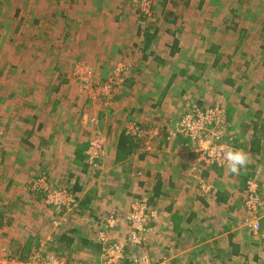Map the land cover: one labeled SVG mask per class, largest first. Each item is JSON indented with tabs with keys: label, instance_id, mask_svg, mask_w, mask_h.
I'll use <instances>...</instances> for the list:
<instances>
[{
	"label": "crops",
	"instance_id": "obj_1",
	"mask_svg": "<svg viewBox=\"0 0 264 264\" xmlns=\"http://www.w3.org/2000/svg\"><path fill=\"white\" fill-rule=\"evenodd\" d=\"M133 2L12 0L20 23L11 35L31 43L7 48L10 57L0 61V264H29L36 252L57 264H102L98 234L127 244L125 217L138 202L155 218L144 248H129V257L145 251L155 264H264V237L242 221L250 180L264 202V90L257 89L261 78L246 72L257 65L239 58L261 44L250 42L247 31L205 29L206 15L193 14L197 21L178 29L184 12L160 11L166 24L147 31L136 25ZM81 19L97 21L95 32L86 34ZM79 61L101 82L121 62L133 67L125 87L109 104L102 101L99 126L83 119L86 99L72 75ZM218 102L227 110L234 148L251 157L239 175L198 165L188 139H169L189 106ZM131 123L159 136L121 155L129 151L120 141ZM98 131L107 137L95 169L87 150ZM38 180L79 198L80 211L65 227L56 225L62 212L46 204ZM111 216L119 221L115 228ZM255 217L264 228V206Z\"/></svg>",
	"mask_w": 264,
	"mask_h": 264
},
{
	"label": "built area",
	"instance_id": "obj_2",
	"mask_svg": "<svg viewBox=\"0 0 264 264\" xmlns=\"http://www.w3.org/2000/svg\"><path fill=\"white\" fill-rule=\"evenodd\" d=\"M154 0H141L140 12L143 16L150 18L153 15ZM130 65L119 63L110 78L103 84L94 83L93 68L85 62H80L76 66L75 79L80 81L83 90L91 96L111 98V94L116 90H121L127 80ZM86 118V117H85ZM92 122H95L92 120ZM230 126L226 121L224 109L218 104L204 108L198 105L189 106L182 118L177 122L172 131L169 132V139L183 137L188 139L190 147L196 157L197 164L205 168H225L226 161L223 159L224 153L229 148H234L233 137L230 136ZM125 134L137 145L149 146L150 142L159 136L156 130H146L137 123H131L127 126ZM105 149V140L96 137L90 142L87 150L89 165L95 169L99 167V161L103 156ZM2 158V147L0 143V163ZM42 186L46 195V204L55 210L62 212L56 225L65 227L69 221L75 218L80 211L79 198L67 190H50L43 185V180H38L35 187ZM246 206L253 217H246L244 224L251 229L254 235L264 237V228L255 214L260 208H263L264 202L259 193V187L250 180L247 184ZM155 218V213H150L147 206L140 202L133 206L132 211L125 217L126 222L131 227V233L128 236V243H114L108 239L106 232H100L98 239L103 245L102 264H155L149 259V256L143 251L141 254L127 256L129 248L139 250L144 248L147 242V232L151 231L150 223ZM110 228L118 226L119 221L115 216H111L109 221ZM51 258V257H50ZM29 264H57L54 259L40 260V255L31 257ZM60 264V263H59ZM159 264H166L161 262Z\"/></svg>",
	"mask_w": 264,
	"mask_h": 264
},
{
	"label": "rangeland",
	"instance_id": "obj_3",
	"mask_svg": "<svg viewBox=\"0 0 264 264\" xmlns=\"http://www.w3.org/2000/svg\"><path fill=\"white\" fill-rule=\"evenodd\" d=\"M164 1L165 0H154L153 15H151V17L148 18V17L143 16L140 12L141 0H134L133 8L136 11L135 12V14H136V25L138 24V26H140L141 28H143L147 31H150V30L153 31L157 27H159L158 26L159 23H160V26L166 24L165 21H163L161 24L159 17H157L158 13L160 11H162L163 14L165 12H170V11L172 13H175V14H181L180 12H182V13L184 12L185 15L181 14V18L178 21V23L175 24V27H178V29H185L187 27V25H190L194 21L195 22L197 21V18H194L193 14L206 15V19H207L206 22L207 23L203 24L205 29H211L209 27V25H210L213 28L215 26H217V28L219 30L236 29L238 31H247L248 34L250 36H252L251 38L248 39L250 42L258 41L261 45L264 46V0H206L204 2V5H202L200 7V10H198V4H197L199 0H189V4L192 3V6H189V4L184 5L185 2L183 0H171L172 3L173 2L177 3V6L170 5L169 7L165 8V10H163L164 7H163L162 2H164ZM11 2H12V0H0V49H1L0 50V61H5V62L10 57L9 54L4 53V51H6L7 48H13L14 46H18V47L20 46L21 47L22 44L23 45H29L31 43V42L26 41V40H25V43H22V41L19 42V38H21V37L14 38L15 37L14 34L11 35V33L13 31L17 30L16 28L18 27V25L20 23V21L16 19L17 17H15V12H14V9H12L13 7L11 5ZM176 10L178 12H174ZM227 16H231V20H227ZM80 22H82L81 25H84V24L86 25V28H87V32H85L86 34L88 32H95V30L98 26V22L92 21V19L91 20L81 19ZM30 23H32V22H30ZM42 26H43V24H42ZM44 31L45 30L41 29L42 33ZM47 40H48L47 45H51L53 42L52 39L48 38ZM84 40L87 42H93L94 44H96L95 37H84ZM36 44L39 46H42L41 43L37 40H36ZM261 45L259 46V44H258L257 46H254L251 49L246 50V51H250L249 54H247V56H250L251 52H252L251 57H247L246 55H240L239 56L240 59L247 61V62H249L248 59H251L250 60L251 63L253 61L254 64L257 65L258 68L256 67V69H252V70H249L246 72L249 73L248 76H250L251 73H254V74H257L256 77L261 78V80H259L257 82V83H259L257 86L258 90H264V86L262 87V85H264V65H263L264 64L263 63V61H264V47H261ZM80 62H85L86 64L90 65L86 61L77 62L73 66L72 75L75 73L76 66L79 65ZM121 63H123V62H121ZM261 63H263V64H261ZM125 64L130 65V70H129L128 75H127V79H128L131 75L130 73L132 72L133 67L129 63H125ZM232 72H234V74H233L234 76H237L236 73H238L239 75H242V73H243V71H236V70H234ZM225 73L226 72L224 71L223 74H225ZM112 74H113V72H112ZM73 77H74V75H73ZM76 81L78 82L79 91L81 94L80 98L87 100V101L85 100V102H84L85 106L83 107L84 108L83 109V114H84L83 119H84L85 123L90 124L92 126H95V125L99 126V124L101 123L99 116L102 115L103 110L105 109L102 101L105 102L107 105V104H109L110 97L108 99L107 98L104 99L103 97L91 96V94H89L88 92L83 90V86L80 83V81H78V80H76ZM92 81L94 83H99V84L104 83V82L97 80V76L95 74V71H94V76H93ZM124 87H125V85H124ZM113 94L114 93H112L111 96ZM223 98H224V96L221 97V99H220L221 102H223V100H224ZM221 102H218V105L220 107H222V109H224L225 118H226V111L227 110L225 109L224 105L221 104ZM206 108H209V107H206ZM105 110H104V112H106ZM92 120H94L95 122H92ZM226 121H227V119H226ZM146 130H149V129H146ZM96 137L103 138L105 140V144H106V137L107 136L103 135L99 131L96 132V134L91 137L90 142ZM246 140H248V138H246ZM0 143H1L2 151H3V143H2L1 139H0ZM89 146H90V144H89ZM104 151H105V149H104ZM227 173L230 174L229 172H227ZM230 175H232V174H230ZM246 208H247V206H246ZM247 211H248V209H247ZM249 214H250V212L248 211L247 216L251 215V214L250 215ZM242 218H244V216ZM238 220L240 222L239 218H238ZM243 220L244 219H242V221ZM41 249H44V245H42ZM33 255L35 256V255H39V254L36 252Z\"/></svg>",
	"mask_w": 264,
	"mask_h": 264
},
{
	"label": "clouds",
	"instance_id": "obj_4",
	"mask_svg": "<svg viewBox=\"0 0 264 264\" xmlns=\"http://www.w3.org/2000/svg\"><path fill=\"white\" fill-rule=\"evenodd\" d=\"M227 170L230 174L239 175L241 169L246 168L251 162L250 155L243 149L229 148L223 155Z\"/></svg>",
	"mask_w": 264,
	"mask_h": 264
},
{
	"label": "trees",
	"instance_id": "obj_5",
	"mask_svg": "<svg viewBox=\"0 0 264 264\" xmlns=\"http://www.w3.org/2000/svg\"><path fill=\"white\" fill-rule=\"evenodd\" d=\"M127 138H128L127 136H123L120 142L122 143V147H123L124 143H125V144H128V145L130 146L129 148L127 147V148L129 149V151H128V152H124V153H120L121 155H122V154H123V155H124V154H130V153L132 152V149H130V148L135 146V145H134L135 143L133 142V140L130 141V138L128 139V141H129L130 143H127V141H126ZM133 143H134V144H133ZM122 151H123V149H122Z\"/></svg>",
	"mask_w": 264,
	"mask_h": 264
}]
</instances>
